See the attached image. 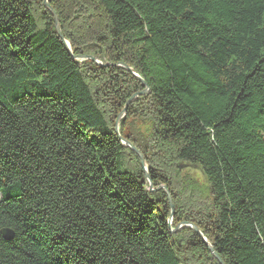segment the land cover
<instances>
[{"label":"trees","instance_id":"obj_1","mask_svg":"<svg viewBox=\"0 0 264 264\" xmlns=\"http://www.w3.org/2000/svg\"><path fill=\"white\" fill-rule=\"evenodd\" d=\"M45 1L0 0V264H264V0H47L71 52Z\"/></svg>","mask_w":264,"mask_h":264},{"label":"water","instance_id":"obj_2","mask_svg":"<svg viewBox=\"0 0 264 264\" xmlns=\"http://www.w3.org/2000/svg\"><path fill=\"white\" fill-rule=\"evenodd\" d=\"M45 4L46 6L52 11V13L54 14V17H55V22H56V30H57V33L58 35L63 39L64 43L66 44L68 50L71 52V46H70V43L68 42V40H66L63 36V33H62V30H61V27H60V24H59V21H58V17L56 15V12L51 8L50 4L48 3V1L46 0L45 1ZM86 58H91V59H94L97 61V63L99 64H103V65H107L106 63H103L102 61H100L99 59H96L94 56H75V59H86ZM122 66H124L125 68H127L129 71H131L134 75H136L138 78H140V80H142L144 82V80L133 70L132 67L128 66V65H125V64H122ZM145 83V82H144ZM146 84V83H145ZM147 85V84H146ZM149 92V88L147 86V89L140 92L139 94H136L135 96H133L130 100H134L136 99V97L138 95H145ZM123 116V114L121 115ZM116 131L119 132V125L117 124V127H116ZM122 141H123V144L125 146H129L132 150H134L141 158V161H142V164L144 166V168L146 169L147 171V164H146V161H145V158L143 156V154L132 144L130 143L129 141H127L126 139H124L123 137H121ZM150 182H151V179L149 178ZM150 188L153 189V185L151 183L150 185ZM163 188L167 191L168 195H169V198L171 200V206L173 207V202H172V199H171V195L169 194V191L167 189L166 186H163ZM173 214V212H172ZM173 222V215L170 217V224H172ZM183 226H190L192 227L202 238L203 240L206 242V244L209 246L210 250L213 252L214 256L221 262V264H224L223 261L221 260V258L218 256V254L216 253V251L214 250L213 246L211 245V243L207 240V238L204 236V234L202 233L201 229L194 225V224H191V223H187V222H183L181 224L178 225V229H180L181 227ZM3 236L6 238V239H11L14 235V231L10 228H3L1 230Z\"/></svg>","mask_w":264,"mask_h":264},{"label":"rangeland","instance_id":"obj_3","mask_svg":"<svg viewBox=\"0 0 264 264\" xmlns=\"http://www.w3.org/2000/svg\"><path fill=\"white\" fill-rule=\"evenodd\" d=\"M80 60H82V59H80ZM186 175L191 176L192 178L199 181L201 184L207 185L205 176L203 175L199 166L184 165L182 167V176H186Z\"/></svg>","mask_w":264,"mask_h":264}]
</instances>
